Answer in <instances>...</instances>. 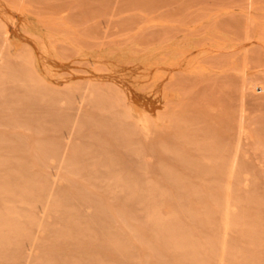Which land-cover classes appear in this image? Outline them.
Instances as JSON below:
<instances>
[{
  "label": "bare ground",
  "instance_id": "obj_1",
  "mask_svg": "<svg viewBox=\"0 0 264 264\" xmlns=\"http://www.w3.org/2000/svg\"><path fill=\"white\" fill-rule=\"evenodd\" d=\"M11 24L0 15V264H14L18 258L25 264L33 258L35 264H105L117 255L118 264H134L141 240L140 249L149 243L158 255H170L166 264H209L219 246L225 254L233 240L261 239L256 225L264 214L262 204H254L257 211L251 216L230 214L232 206L255 196L254 189L239 187L242 157L239 149L232 150L229 137L217 134L199 114L192 122L195 128L185 130L177 123L169 136L150 130L152 139L146 141L144 119L136 116L144 112L139 97L131 110L128 95L110 80L105 87L99 79L61 80L41 68L40 77L34 76L30 60L39 63L28 46L12 40ZM200 134L214 145H200ZM148 150L156 157L155 166L146 162ZM194 175L214 178V191L202 189L206 183L198 185ZM165 206L171 209L166 216ZM222 208L227 216L221 246L216 214ZM246 215L254 223L248 232L240 228L251 223L245 224ZM198 220L208 224L207 235L195 229ZM131 226L140 239L137 245L127 236ZM36 231L47 233L51 243L42 250L38 245L40 252L34 248L37 259L31 254ZM88 239L93 246L86 244ZM25 241L32 243L29 254ZM255 260V253L244 255L246 264Z\"/></svg>",
  "mask_w": 264,
  "mask_h": 264
},
{
  "label": "rangeland",
  "instance_id": "obj_2",
  "mask_svg": "<svg viewBox=\"0 0 264 264\" xmlns=\"http://www.w3.org/2000/svg\"><path fill=\"white\" fill-rule=\"evenodd\" d=\"M0 15L13 25L10 30L12 40L28 46L36 57L40 66L35 64L34 58L29 65L34 76L40 77L42 70L61 80L99 79L104 87L110 80L128 95L131 110L136 107L135 98L139 97L144 112H137L136 116L144 119L146 141L155 129L157 132L161 129L163 135L169 136L177 123L181 128L191 130L196 127V117L202 114L207 126L226 139L229 137L234 153L239 149L243 164L239 173L242 175L237 181L239 185L241 183L240 189H254L256 198L232 206L231 216L236 217L239 212L240 216L246 213L251 216L250 213L254 214L261 204L264 212V0H0ZM212 141L199 135L200 145L212 146ZM152 153L149 150L145 153L150 167L157 163ZM234 153L231 152L232 156ZM202 157L205 158L202 155L201 160ZM247 163L252 165V168L249 166L252 170L247 168ZM201 177L194 175L193 180L200 186L206 183L202 189L213 185L214 178L202 177L201 182ZM228 178L229 173L223 181L226 187ZM199 202L203 210L200 211L204 212L206 205ZM255 203L258 204L256 207ZM170 210L166 207L164 215ZM225 211L220 210L223 215L219 210L216 212L220 224L217 227L219 245L225 237ZM249 216L246 215L245 224L251 222ZM194 224L195 229L197 227L199 232L207 235L208 224L199 220ZM244 226L240 225L241 230L248 232L254 228V223ZM256 228L261 230L260 236L264 239V214ZM129 229L126 231L130 236L128 239L133 238L129 242L137 245L140 239L137 234L134 236L135 228ZM234 229L232 238L236 235ZM36 234L37 244L31 240L37 245L33 249L39 250L42 245V250L43 244H51L47 233L36 231ZM261 239L257 242L246 238L239 243L233 240L225 254L219 246L221 250L218 248L217 256L213 254L207 258L208 263L246 264L244 255L255 253L256 260L250 264L258 261L264 264V240ZM25 242L23 246L28 244ZM140 242L136 249L141 253L136 252L138 261L134 264H166L169 261L171 256L158 255L152 249L153 244H141L140 249ZM86 244L93 246L89 239ZM30 245L23 247L28 254L33 250L27 249ZM37 249L31 253L36 259L35 254L40 252ZM116 257L107 258L105 264H118L119 256ZM123 259L120 257L121 261ZM21 260L18 258V262L25 264L24 258ZM34 261L33 258L30 264H35ZM126 264L133 263L127 261Z\"/></svg>",
  "mask_w": 264,
  "mask_h": 264
}]
</instances>
